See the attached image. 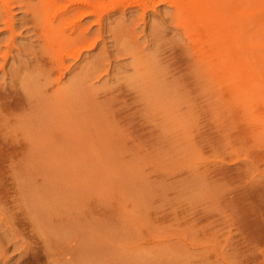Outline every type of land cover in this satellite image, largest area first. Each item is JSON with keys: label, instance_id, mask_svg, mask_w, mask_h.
Instances as JSON below:
<instances>
[{"label": "rangeland", "instance_id": "obj_1", "mask_svg": "<svg viewBox=\"0 0 264 264\" xmlns=\"http://www.w3.org/2000/svg\"><path fill=\"white\" fill-rule=\"evenodd\" d=\"M12 1L0 264H264V0H106L81 51Z\"/></svg>", "mask_w": 264, "mask_h": 264}, {"label": "bare ground", "instance_id": "obj_2", "mask_svg": "<svg viewBox=\"0 0 264 264\" xmlns=\"http://www.w3.org/2000/svg\"><path fill=\"white\" fill-rule=\"evenodd\" d=\"M1 1V11H0V16H2L3 14H5L6 16V21H5V30L6 31H10L9 34L11 36H13L15 34V29H16V24H15V21H14V12L12 11V7L15 3L13 2L12 0H0ZM43 1V4H42V7H43V13L40 14V16L43 18L44 22H46L42 28V32H45L44 34H47V33H51L52 35H54V38L56 39L57 43H60L62 47H66L65 49L67 50H73L76 46L80 47V51L85 49V50H89L91 49L92 47H94L97 43L96 41L93 42L92 44L91 43H85V41H87L85 39L86 37V34L84 33V30L81 29V27L83 28V21L91 16H96L95 20H94V24H96L97 26H99V29H100V26L104 25L103 24V21L104 19L107 17H104V15H101L100 11L104 8V9H107V8H113L114 5L117 6L116 4V1H114V3H110L109 1V4L110 5H113L112 7L110 6L109 7V4H105V2L103 1H106V0H42ZM103 2V3H100ZM168 2L169 4H173V6H175L177 8V10L181 13L186 14V12H191L193 15H196V14H205L206 12L204 11L205 10V5H204V1L203 0H136V2L138 3L137 5L133 4L136 6L137 10H141L142 12H144V14L146 13V11L148 9H156V6L157 4H155L156 2ZM203 1V3H202ZM36 2H39L38 0ZM63 2H65L63 4ZM112 2V1H111ZM131 2H135V0L131 1ZM210 2V0H209ZM29 3V2H28ZM42 3V2H41ZM40 3V4H41ZM168 3H165L166 5ZM35 3H33L34 5ZM37 5H39L38 3H36ZM130 4V3H129ZM159 4V3H158ZM203 4V5H202ZM207 4V3H206ZM210 4V3H209ZM31 4V7L33 6ZM132 5V3H131ZM132 5V6H133ZM23 6V5H22ZM46 6V7H45ZM120 6V5H119ZM211 7V5H209ZM208 6V7H209ZM213 6V5H212ZM14 7V6H13ZM36 8L37 6H33L32 8ZM54 7L55 10H53L52 12L49 13V9L48 8H51ZM125 7V6H124ZM129 7V6H128ZM131 7V6H130ZM173 7V8H175ZM207 7V6H206ZM209 7V8H210ZM127 8V7H126ZM29 9V8H28ZM104 9L102 11H104ZM128 10V9H127ZM136 10V11H137ZM177 10H174V15H176V12ZM207 10V9H206ZM215 10V9H214ZM213 10V11H214ZM27 11V10H26ZM31 11V10H30ZM34 12V10H32ZM107 11V10H106ZM105 11V12H106ZM140 11V12H141ZM152 11V10H151ZM156 11V10H155ZM210 11L212 12V9H210ZM216 11V10H215ZM230 11V10H229ZM13 12V13H12ZM28 12V11H27ZM36 12V11H35ZM34 12V13H35ZM139 12V11H138ZM29 13V12H28ZM26 13V14H28ZM148 13V12H147ZM215 13V12H214ZM222 13V12H221ZM244 13V12H243ZM32 14V13H31ZM39 14V13H38ZM108 14V13H107ZM143 14V13H142ZM180 14V13H179ZM190 14V13H189ZM209 14V13H208ZM181 15V14H180ZM212 15V14H211ZM217 15V14H216ZM27 16V15H26ZM145 16V15H144ZM171 16V15H170ZM178 16V14H177ZM202 16V15H200ZM241 16V15H240ZM186 17V15L184 16ZM206 17V16H205ZM211 16H209L210 18ZM215 17V16H214ZM221 17V16H220ZM242 17V16H241ZM35 18V17H34ZM37 18H40L37 16ZM176 18V17H175ZM174 18V19H175ZM200 19L202 17H199ZM208 18V17H207ZM206 18V19H207ZM2 19V18H1ZM189 18L185 19V21H188ZM204 16H203V19L201 20H204ZM216 19H218L216 17ZM36 20V19H35ZM41 20V19H40ZM172 20V19H171ZM220 20V19H218ZM223 20V19H222ZM199 20H197V23H200L198 22ZM190 22V20H189ZM192 22V21H191ZM196 22V21H195ZM222 22V21H221ZM42 23V22H41ZM202 23V22H201ZM206 23V22H205ZM203 23V24H205ZM238 23V22H237ZM194 24V23H192ZM209 24V23H208ZM212 24V23H211ZM240 24V23H239ZM238 24V25H239ZM189 25V24H188ZM187 25V26H188ZM214 25V23H213ZM219 25V24H218ZM42 26V25H41ZM88 26V25H86ZM91 26V23H89V27ZM206 26V24H205ZM208 26H211L210 24ZM215 26V25H214ZM87 27V31H88V28ZM103 27V26H102ZM190 27V26H189ZM213 27V26H211ZM210 27V28H211ZM220 26H218L219 28ZM223 27V25H222ZM91 28V27H90ZM89 28V29H90ZM196 28V27H195ZM214 28V27H213ZM239 28H241L239 26ZM244 28V27H243ZM80 29L83 31L81 32ZM84 29V28H83ZM98 29V30H99ZM212 29V28H211ZM216 29V28H214ZM213 29V30H214ZM220 29V28H219ZM85 30H86V27H85ZM101 30V29H100ZM99 30V31H100ZM210 30V29H208ZM212 30V32H213ZM218 30V29H217ZM221 30V29H220ZM219 30V31H220ZM241 30V29H240ZM243 30V29H242ZM247 30V29H246ZM90 31V30H89ZM207 31V30H206ZM222 31V30H221ZM220 31V33H221ZM66 32H69L67 35H66ZM101 32V31H100ZM209 32V31H207ZM232 32V31H231ZM89 33V32H88ZM239 32L237 33H230V35L236 37V35H239L238 34ZM223 34V32L221 33V35ZM236 34V35H235ZM40 35V33H39ZM215 35V34H214ZM217 35V34H216ZM215 35V36H216ZM219 35V34H218ZM217 35V37H219ZM44 38L46 35H43ZM42 36V37H43ZM101 36V35H100ZM188 36H190L188 34ZM209 36V35H208ZM212 36V35H211ZM210 36V37H211ZM227 38H228V34L226 35ZM224 36V37H226ZM40 37V36H38ZM48 37V36H46ZM206 37V36H205ZM51 38V37H50ZM14 39L13 38L10 42H8V51L6 52V55L4 57V60H7V57L9 56L8 53H12V50H13V43H14ZM49 39V38H48ZM210 39V38H209ZM231 39V37L229 38V40ZM237 39V38H236ZM40 40V39H38ZM218 40V38L216 39V41ZM43 41V40H42ZM7 42V41H6ZM40 42V41H39ZM215 42V41H214ZM227 42H231V41H227ZM10 43V44H9ZM45 43V42H44ZM48 43V42H47ZM226 43V42H225ZM232 43H233V40H232ZM53 44H56V43H53ZM59 44V45H60ZM84 44V45H83ZM217 44V43H216ZM231 44V43H230ZM39 45V44H38ZM42 45H43V42H42ZM15 46V45H14ZM48 46V44H47ZM56 46V45H55ZM58 46V45H57ZM125 46V45H124ZM131 46V45H130ZM41 47V46H40ZM54 47V46H53ZM59 47V46H58ZM74 47V48H73ZM42 48V47H41ZM46 48V47H45ZM55 48V47H54ZM124 48V47H123ZM128 48V47H126ZM125 48V49H126ZM47 49V48H46ZM56 49V48H55ZM129 49V48H128ZM43 51V50H42ZM57 51V50H56ZM134 52V51H133ZM47 53V51H46ZM125 53V52H124ZM132 53V52H131ZM49 54V53H48ZM62 58L59 57V60H61ZM3 69V67H2Z\"/></svg>", "mask_w": 264, "mask_h": 264}]
</instances>
